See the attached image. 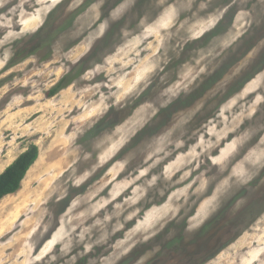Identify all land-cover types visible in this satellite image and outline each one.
I'll use <instances>...</instances> for the list:
<instances>
[{
    "label": "clouds",
    "instance_id": "1",
    "mask_svg": "<svg viewBox=\"0 0 264 264\" xmlns=\"http://www.w3.org/2000/svg\"><path fill=\"white\" fill-rule=\"evenodd\" d=\"M216 2L221 6L209 12V7ZM230 11L235 24L218 31L217 26ZM57 13L64 19L71 18L72 24L56 35L53 47L61 40H85L88 45L85 56L100 47L80 75L71 81L74 88L79 85L88 90L82 82L92 80V96L88 99L98 107L92 109L93 120L78 132L76 144L77 163H93L84 169L77 166L69 169L62 184L49 193L42 207L43 216L34 229H39V239L49 229H59L56 240L60 248L45 264H77L96 246L105 249L103 260L89 257L88 264H184L182 256L174 250L181 227L185 236H191L221 210L227 207L235 216L248 206L254 193L264 192L261 97L256 98L250 109L241 105L238 114L217 120L210 129L211 136L204 129L207 138L189 127L202 106L191 110L177 107L192 95L203 78L210 77L217 67L236 55L252 33L260 32L261 39L251 53L239 57L231 66L232 78L247 72L254 58L264 52V0H39L38 6L37 0H0V68L14 60L22 46L20 42L49 25L57 29L62 23L53 19ZM199 21H203V26L194 30L192 25ZM133 38L141 42L159 41V52L153 55L150 68L139 77L138 86L125 96L118 79L124 73L118 67L107 69L112 53ZM193 42L194 47L179 68L199 61L208 66L207 72L198 66L200 78H186L181 87L169 86V66L174 60H180L185 46ZM77 63H66L64 75H70ZM102 74L106 79L96 81ZM254 75L264 78V66ZM37 86L43 88L44 84ZM10 87L14 88L15 82H10ZM23 98V93H14L10 102ZM113 112L121 113L123 118L112 123ZM134 115L138 118L127 135L123 139L113 136L123 119ZM108 137L117 141L114 152H124L119 167L126 170V184L99 206L91 202L86 205L79 194H74L65 205L66 211L61 209L58 213L57 208L69 198L71 190L79 189L105 162L95 161L94 157L112 144ZM225 139L230 141L229 151L219 152L222 145L217 142ZM190 143L193 146L189 150L186 146ZM170 159L172 163H168ZM197 169L200 171L192 183L177 187ZM178 172L182 174L174 180ZM193 183L207 184L218 193L207 215L195 224L187 223L184 212L186 198H192L189 190ZM125 189L128 190L126 199L100 212ZM85 207L91 209L87 213V226L75 219L77 213L84 215ZM153 209L155 214L145 223L144 213ZM70 216L72 223H69ZM128 221L135 224L130 230ZM77 227L81 229L79 233ZM81 245L82 251L69 255ZM138 247L143 251L133 257Z\"/></svg>",
    "mask_w": 264,
    "mask_h": 264
},
{
    "label": "rangeland",
    "instance_id": "2",
    "mask_svg": "<svg viewBox=\"0 0 264 264\" xmlns=\"http://www.w3.org/2000/svg\"><path fill=\"white\" fill-rule=\"evenodd\" d=\"M219 6V2L213 3L208 11L211 12ZM53 19L62 21L57 29L53 30L49 25L35 36L20 42L22 46L14 60L0 68V173L30 145H36L38 148L36 161L21 181L18 194L0 199V223L3 222L5 228L0 231V264H45L50 255L58 252V228L49 229L42 239L38 238L39 229L34 231L43 216L42 207L49 193L62 184L70 168L77 166L84 169L93 163L88 161L78 164L79 149L76 147L78 132L93 120L95 113L92 109L98 107L88 99L92 96V80L82 82L88 86V90L79 85L74 88L71 81L80 75L87 61L99 52L100 47L97 46L88 56H85L88 48L85 40H61L53 47L52 41L56 35L70 28L72 24L71 18L64 19L60 13ZM230 24H235L231 11L217 26V30H222ZM202 26L203 21L192 25L194 30H199ZM260 39V32L249 35L236 55L217 67L210 77L203 78L192 95L187 97L182 105H177L189 110L202 106L189 125L194 133L198 132L201 137L207 138L203 130L208 129L207 135L211 136L210 129L217 120H227L229 115L237 113L241 105L250 109L258 96L261 97V105H264V78L258 79L254 75L259 67L264 66V52L254 58L249 70L243 75L233 79L230 71L237 59L251 53ZM107 43L108 41H105V44ZM158 43L159 41L154 39L141 42L133 38L127 41L123 48L112 53L107 71L118 67L124 73L118 79L125 96L138 86L139 77L150 68L153 55L159 52ZM194 45L195 42L186 45L180 60H174L169 66V86L181 87L184 86L186 78H200L198 66L207 72L208 66L201 65L199 61L194 64L187 63L183 68H179V64L187 59V53ZM73 61H77V65L73 67L70 75L65 76L66 63ZM104 79L106 76L103 74L95 78L96 81ZM10 82H15L14 88L10 87ZM41 83L44 84L43 88L37 86ZM57 84L63 85L54 94H50L49 91ZM18 92L23 93L24 98L11 103V96ZM122 118L121 113H111L112 123ZM137 118L134 115L123 119L113 136L123 139ZM107 139L112 141V144L94 157L95 161L105 162L79 189L71 190L69 198L62 201L57 208L58 213L61 209L66 211L65 205L74 194H79L86 205L91 202L99 206L126 184V170L119 167L124 152H114L113 145L117 141L112 140V137ZM79 142L83 143L82 140ZM217 143L222 145L219 152L229 151L230 141L225 139ZM192 146L190 143L186 147L190 150ZM179 154L181 153H177ZM172 162L171 159L168 161ZM54 164L55 166H52ZM199 171L197 169V172L190 173L188 179L177 187L192 183ZM181 174L176 173L173 179H178ZM46 181L47 189L43 191ZM38 191H41L40 196L36 194ZM127 191H122L116 201L105 205L100 212L126 199ZM189 191L192 198H186L184 212L187 223L195 224L207 215L218 193L207 184L194 183ZM33 194L36 196L35 200L32 198ZM89 211L91 209L85 207L84 215L77 213L75 219L85 222L87 226ZM155 211L153 209L144 213L145 223L151 221ZM37 212L39 215H36ZM99 215L100 213H97V216ZM72 220L73 217L70 216L69 223H72ZM134 226L133 221L127 222L129 230ZM80 231L77 227L76 232ZM38 239L39 242L34 243ZM49 247L51 251H48ZM82 250V245L77 246L69 255H75ZM174 250L182 256L184 264H264V192L254 193L248 206L235 216L229 213L227 207L221 210L191 236H185L181 227ZM141 251L143 248L138 247L132 256L139 255ZM104 252L103 247L96 246L88 256L79 259L77 264H88L89 257H99L103 260Z\"/></svg>",
    "mask_w": 264,
    "mask_h": 264
},
{
    "label": "trees",
    "instance_id": "3",
    "mask_svg": "<svg viewBox=\"0 0 264 264\" xmlns=\"http://www.w3.org/2000/svg\"><path fill=\"white\" fill-rule=\"evenodd\" d=\"M62 85L63 84H57L52 87L49 93L54 94ZM37 156V146L30 145L4 168L0 173V199L19 189L21 181L25 177L27 170L35 162Z\"/></svg>",
    "mask_w": 264,
    "mask_h": 264
},
{
    "label": "bare ground",
    "instance_id": "4",
    "mask_svg": "<svg viewBox=\"0 0 264 264\" xmlns=\"http://www.w3.org/2000/svg\"><path fill=\"white\" fill-rule=\"evenodd\" d=\"M246 90H247V89H246ZM58 140H59V139H58ZM58 140L56 139V141H58ZM54 141H55V140H54ZM59 141H60V140H59ZM55 143H56V142H55ZM56 144H57V143H56ZM63 145H64V144H63ZM58 149H59V148H58ZM35 161H36V160H35ZM32 165H33V164H32ZM32 165H31V166H32ZM48 165H49V164H48ZM31 166H30V167H31ZM52 166H55V164L52 165ZM33 167H34V166H33ZM29 169H30V168H29ZM29 169H28V170H29ZM31 169H32V168H31ZM55 169H56V168H55ZM28 170H27V172H28ZM27 172H26V173H27ZM25 177H26V174H25ZM25 177H24V178H25ZM24 178H23V180H24ZM29 178H31V177H29ZM23 180H22V181H23ZM25 180H26V179H25ZM28 181H29V180H28ZM47 182H48V181H46V182L43 184V191H44L45 189H47V187H45V186L47 185ZM18 191H20V190L18 189L16 192H14V193H12V194L15 195V193H17ZM25 193H26V192H25ZM12 194H7V195H5L4 197L9 196V195H12ZM17 194H18V193H17ZM36 194H37V196H40L41 191H38ZM24 195H25V194H24ZM25 196H26V195H25ZM32 196H33V197H32L33 200H35V199H34V198H36L35 194H33ZM14 208H15V207H14ZM5 217H6V216H5ZM149 218H150V217H149ZM1 222H2V221H1ZM2 223H3V222H2ZM2 223H0V231L3 230V229H5V228H3ZM3 224H4V223H3ZM17 239H19V238H17ZM17 239H15V240H17Z\"/></svg>",
    "mask_w": 264,
    "mask_h": 264
}]
</instances>
